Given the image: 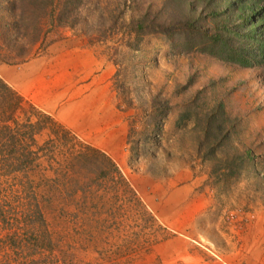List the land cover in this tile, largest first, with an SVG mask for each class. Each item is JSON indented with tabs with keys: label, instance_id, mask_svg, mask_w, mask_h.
Here are the masks:
<instances>
[{
	"label": "rangeland",
	"instance_id": "rangeland-1",
	"mask_svg": "<svg viewBox=\"0 0 264 264\" xmlns=\"http://www.w3.org/2000/svg\"><path fill=\"white\" fill-rule=\"evenodd\" d=\"M72 1L36 38L0 29V78L22 97L0 117L18 140L0 160V264H264L259 70L136 31L164 0ZM87 147L104 157L81 163Z\"/></svg>",
	"mask_w": 264,
	"mask_h": 264
},
{
	"label": "trees",
	"instance_id": "trees-1",
	"mask_svg": "<svg viewBox=\"0 0 264 264\" xmlns=\"http://www.w3.org/2000/svg\"><path fill=\"white\" fill-rule=\"evenodd\" d=\"M56 2L57 0H0V29L4 33L12 30L14 34V31L19 33L24 30L21 32L24 35L31 32L32 37L39 36L42 18L53 16L57 9L56 18L63 22L68 18L66 9L76 8L72 0H59L57 8ZM150 15L148 17L149 14L145 12L137 19L136 31L148 27L151 32L166 36L173 47L179 44L178 47L183 52L197 51L249 70L257 69L264 78V0H164L162 6ZM37 22L40 29L36 26ZM27 27L30 32L24 29ZM10 41L13 44V39ZM21 101L22 97L0 78V117L3 120L10 118L11 112ZM6 134L8 133L0 130L2 161V155L4 157L10 147L18 142ZM87 148L91 153L82 151L80 158H77L81 163L91 160L93 153H101ZM25 152L23 154L26 160L33 163L37 151L26 149ZM102 156L104 157V153ZM71 172L76 174L74 167ZM30 195L35 196L32 189ZM35 210H38L37 206L33 209ZM24 240L22 236L11 234L5 238L4 244L16 251L26 245Z\"/></svg>",
	"mask_w": 264,
	"mask_h": 264
},
{
	"label": "crops",
	"instance_id": "crops-1",
	"mask_svg": "<svg viewBox=\"0 0 264 264\" xmlns=\"http://www.w3.org/2000/svg\"><path fill=\"white\" fill-rule=\"evenodd\" d=\"M244 248V247H243ZM242 255L244 254L243 252L241 253ZM230 264H239V262H235L234 258L230 257Z\"/></svg>",
	"mask_w": 264,
	"mask_h": 264
},
{
	"label": "clouds",
	"instance_id": "clouds-1",
	"mask_svg": "<svg viewBox=\"0 0 264 264\" xmlns=\"http://www.w3.org/2000/svg\"><path fill=\"white\" fill-rule=\"evenodd\" d=\"M245 69H247L246 67H244Z\"/></svg>",
	"mask_w": 264,
	"mask_h": 264
}]
</instances>
